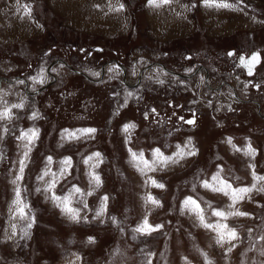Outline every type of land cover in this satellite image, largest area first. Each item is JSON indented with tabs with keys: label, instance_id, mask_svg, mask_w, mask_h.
I'll use <instances>...</instances> for the list:
<instances>
[{
	"label": "rangeland",
	"instance_id": "1",
	"mask_svg": "<svg viewBox=\"0 0 264 264\" xmlns=\"http://www.w3.org/2000/svg\"><path fill=\"white\" fill-rule=\"evenodd\" d=\"M58 1L19 0L31 5L28 16L17 0H0V111L24 105L0 120V264H185V258L190 264H264V192L253 189L232 209L249 215L221 221L239 236L227 255L229 245L217 244L216 233L183 204L192 197L215 223L213 209L227 211L233 201L204 181L219 187L211 179L219 173L233 188L264 185L252 175H264V28L221 29L199 12L200 0H184L190 6L183 14L175 3L160 12L147 0H119L124 8L114 12L108 8L116 0H89L87 7L65 0L80 6L74 21L55 10ZM257 9L264 20V0ZM90 16L103 26L86 25ZM232 47L260 49L252 75L237 65V55H228ZM124 67L132 86L124 82ZM195 67L196 74L180 75ZM205 73L217 88L205 84ZM232 82L246 99L235 96ZM189 119L195 122H184ZM126 124L135 128L125 132ZM30 128L39 130L38 138L29 145L23 179L13 184L26 151L20 137ZM85 128L97 131H78ZM155 149L171 159L160 162ZM132 152L143 153L150 167L133 161ZM66 158L71 164H61ZM45 171L49 176L38 179ZM17 188L21 206L27 205L23 218L13 204ZM54 195L69 196L81 219H70ZM149 195L160 206L146 202ZM104 196L107 210L96 217ZM145 218L163 228L150 235L134 231Z\"/></svg>",
	"mask_w": 264,
	"mask_h": 264
},
{
	"label": "snow or ice",
	"instance_id": "2",
	"mask_svg": "<svg viewBox=\"0 0 264 264\" xmlns=\"http://www.w3.org/2000/svg\"><path fill=\"white\" fill-rule=\"evenodd\" d=\"M148 5L150 7L153 8H161L164 7L166 5H171L173 3H179V0H147ZM200 2L202 3L203 6L205 7H215V8H223V9H232V10H239V11H243V8L246 7V5L244 4V0H235L234 3H228L226 2V0H200ZM17 4H18V10L19 7H23L24 9V13L25 15L31 16V5L29 4H24V5H20L19 4V0H17ZM193 7L195 5H192ZM96 7H100V5H96ZM184 7H188V6H184ZM124 5L122 3L119 2V0H116L115 4H109V11H114V12H119L121 10H123ZM230 56L232 55H236L235 53L230 52L229 53ZM260 59H259V54L257 53H253L251 54L250 59H245L244 56H239V65L238 66H243L246 67L248 69V75H252L253 74V67L255 63H259ZM94 75H99L98 73H94ZM31 79L37 83H42L43 79L40 78L38 79V77H31ZM20 83H23V81H20ZM160 83H163V81H160ZM258 87V86H257ZM129 95H132V93H129ZM6 104V102H4ZM24 105L22 103L19 104H12L10 107L5 106L4 109L2 111H0V120L2 119H11V110L12 109H19L22 108ZM153 112H155V109H152ZM38 117V113H34L32 118L36 119ZM145 118L147 117V114H145ZM181 120H184L183 117H180ZM187 124H193L195 121L192 119L189 120H185L184 121ZM130 128H135V124H126L124 125V131L127 132ZM6 131V129H5ZM38 129H28L25 133H23L20 137L21 140H25L27 141V143L24 145L26 151L23 153L24 159H21L19 161V174L16 176V178L13 180V184L16 183V181L23 179V173L25 170V161L28 157V153L31 151V148L29 147V145L33 144L35 142V140L38 138ZM80 133L82 134H94L96 133V129L95 128H85V129H80L78 130ZM65 132L67 133L69 138H75V139H79L80 137L77 136V134L75 132H68V130H65ZM228 143H231V138H229ZM233 147H235V145H233ZM237 151H240L239 148L236 149ZM255 150L253 148H251V146H248V154L249 155H254ZM196 153L193 152H189L188 155H195ZM94 155L96 157L100 156V153H94ZM132 159L133 161H136L137 159H139V162L144 164L145 167H150L149 165V161L147 159H145L144 154L143 153H137V152H132ZM154 156L160 157L161 161L160 162H166L167 160H170V157H164L163 154L160 152V149H155ZM92 157L89 156L88 159H86L84 162L88 163V160H91ZM48 162L51 163L52 162V157L49 156L48 157ZM155 163V161H153V164ZM61 164L63 165H68L71 164V159L70 158H66L65 160L61 161ZM154 170V168H153ZM64 169H61V172L63 173ZM53 176L55 175L54 173L52 174ZM253 180L254 181H264V175H258L256 173H253ZM49 176V172L45 171L43 173L42 176L38 177V179L43 180L44 177ZM213 181H219L220 186L216 187L213 184L209 183V181H204L203 186L205 188H208L214 192L217 193H222L225 196H229L232 199L233 203L231 205H228V210H219V209H213V211L211 212V216L217 217L219 218V220L215 223H211L208 222L206 220V217L204 215V211L201 208L200 204L197 202V200L193 199L192 197H188L184 200L183 204L185 208H191V211L194 212L197 215V218L199 219L201 225L209 230H212L213 232L216 233V237H215V242L217 244H219L221 247H223L225 244H228L229 247L227 248L225 255H227L228 253L233 251V248L235 247L234 241H236L237 239H239L238 233L236 231L235 228L230 227L228 224L222 223L221 221L227 220L229 217L231 216H247L249 215V213L247 212H242L239 211L238 209L236 210H232L235 207V204L238 202L243 201L249 194H251L253 192V189H255L257 192H264V185L260 186V187H256V184L253 183L251 185V187H240V188H233V186L231 184H229L227 181L221 180L220 178V174L217 173L216 175L212 176L211 178ZM93 180L96 183V186L99 187L100 185V177L98 175H93ZM151 183L153 184V186L155 187H159V188H164V184L162 183H158L156 180H152ZM55 186L54 181L48 183L47 189L46 190H51L53 187ZM39 191V189H37ZM74 192L76 193H80L81 189L79 187L74 188ZM89 195H91V193H88ZM53 199L55 200H61L64 204V211L69 214L70 219L74 220V221H79L81 219L80 216V210L76 209V208H72L69 207V203H70V197L69 196H65L63 198L59 197V196H53ZM108 200L107 196L102 197V203L101 206L99 208V210L96 212V217H100L103 216L107 210V205L106 202ZM146 202H151L152 204L156 205V206H160V202L159 200L155 199L154 197H152L151 195L146 197ZM13 204L16 205V211L19 214V216L21 218H23L25 216V208L27 207V205H22V201H21V191L19 188L16 189L15 191V199L13 201ZM85 208H87V205H84ZM83 219H87V217H83ZM113 221L115 222V218H112ZM32 224L31 222L28 223L27 227L31 228ZM15 228V226H13V229ZM161 228H163V225H151L149 224L147 218L144 219L143 224L138 226L134 231L139 232L141 234H145V235H150L152 232L155 231H159ZM13 234H15V232L13 231ZM25 235H27V232L25 231ZM89 242H92V238H89ZM205 257H207V254H204ZM262 255H264V253H262ZM185 264H190V261L187 260V258H185ZM207 264H213V261L211 260H207Z\"/></svg>",
	"mask_w": 264,
	"mask_h": 264
},
{
	"label": "crops",
	"instance_id": "3",
	"mask_svg": "<svg viewBox=\"0 0 264 264\" xmlns=\"http://www.w3.org/2000/svg\"><path fill=\"white\" fill-rule=\"evenodd\" d=\"M78 2L80 3L81 7H83L81 5L82 3L86 7L88 5H90L89 0H78ZM226 2L234 3L235 0H228V1L226 0ZM262 2H263V0H248L247 2L245 1L244 4L246 5V7L243 8V11L232 10V9H223V8L218 9L215 7L209 8V7L203 6L200 1L198 3V6H199V12L202 14H207V15L210 14L208 19L213 20L214 24L215 23L218 24L219 28L225 29L228 32L233 33L234 31H240L243 29H256V28L263 29L264 28V25H261L264 22L263 17H259V10L257 9L258 5H261ZM246 3L254 4L255 6L257 5V7L254 10L253 8H249ZM256 3H259V4H256ZM75 4H76V2H75ZM80 6L78 4V9H75L72 6V3H70V6H69L65 0H60L58 2H55L53 7L55 8L56 11L59 10L60 12L65 13L66 16L71 21H74L77 17L76 12L80 11V9H79ZM175 6L181 9L180 11L178 10L177 12L183 14V13H186V9L189 8V7H184V6H190V4L187 1L179 0V3H175ZM171 7H173L172 4H171ZM161 8H163V9H161L160 12H166V10L164 9L165 7H161ZM262 13H264V12H262ZM72 17L74 20H72ZM117 22L118 21L113 18L111 26L115 27L117 25ZM103 24H104V22L99 23L97 16L93 17V18L90 16L88 19V23L86 25H88V26L92 25V27L98 29L101 26H103Z\"/></svg>",
	"mask_w": 264,
	"mask_h": 264
},
{
	"label": "flooded vegetation",
	"instance_id": "4",
	"mask_svg": "<svg viewBox=\"0 0 264 264\" xmlns=\"http://www.w3.org/2000/svg\"><path fill=\"white\" fill-rule=\"evenodd\" d=\"M231 50V51H230ZM227 52H228V55H229V53L230 52H232V53H235L237 56H236V63H237V65H239V56H244L245 57V59H250V57H251V54H253V53H257V54H259V59H260V62L262 61V52L260 51V49L259 48H250V47H243V48H241L240 50L239 49H237L236 47H232V48H229L228 50H227ZM234 55H232L231 57H233ZM260 62L259 63H255L254 64V67H253V72L256 70V67H257V65L258 64H260ZM122 64H118V65H122V67H123V62H121ZM154 65H155V63H154ZM152 66V65H151ZM150 66V67H151ZM164 66V65H163ZM165 68H166V66H164ZM241 67H243V66H241ZM104 69H105V67H104ZM103 69V72L105 71ZM202 69L204 70V72H205V69H204V67H202ZM243 69H244V71L245 72H247L248 73V69L246 68V67H243ZM123 71H122V74H123V76L125 77V79H124V82L125 83H127V85H131L132 86V84L133 83H130L131 81H126L127 79H126V77H127V69L124 67V69H122ZM194 70H196V67L194 68ZM191 71V73L190 74H187V75H185V74H182V73H180V75H182V76H192V74H196L197 72H198V70H196V71ZM126 72V73H125ZM143 72V71H142ZM142 72H138V80H140L139 78L141 77V79H142ZM204 76H206V78H205V84H207L209 87H211V88H213V89H215V88H217L218 86L217 85H213V83H211L210 82V78H209V75L208 74H204ZM137 80V81H138ZM139 82V81H138ZM233 83V82H232ZM231 84V83H230ZM126 85V84H125ZM218 85H222V82L220 81V83H218ZM231 86H232V88L234 89L233 91H234V93H235V96L239 99V100H243V99H246V98H243V97H241V96H238V93H237V89H236V86H235V84L233 83V85L231 84ZM220 88V87H219ZM253 100V102H255L256 103V105H257V108L259 109L260 107H261V103H260V101H257V100H255V99H252ZM146 113H144V115H145Z\"/></svg>",
	"mask_w": 264,
	"mask_h": 264
},
{
	"label": "water",
	"instance_id": "5",
	"mask_svg": "<svg viewBox=\"0 0 264 264\" xmlns=\"http://www.w3.org/2000/svg\"><path fill=\"white\" fill-rule=\"evenodd\" d=\"M97 49H100V48H98V47H96Z\"/></svg>",
	"mask_w": 264,
	"mask_h": 264
}]
</instances>
